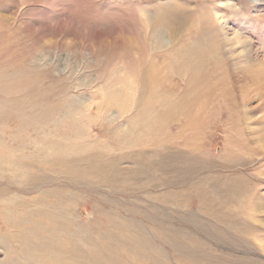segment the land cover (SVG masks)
<instances>
[{
	"label": "rangeland",
	"instance_id": "1",
	"mask_svg": "<svg viewBox=\"0 0 264 264\" xmlns=\"http://www.w3.org/2000/svg\"><path fill=\"white\" fill-rule=\"evenodd\" d=\"M0 76V264H264V0H0Z\"/></svg>",
	"mask_w": 264,
	"mask_h": 264
},
{
	"label": "bare ground",
	"instance_id": "2",
	"mask_svg": "<svg viewBox=\"0 0 264 264\" xmlns=\"http://www.w3.org/2000/svg\"><path fill=\"white\" fill-rule=\"evenodd\" d=\"M193 53L190 55V56H188V58L189 59H191V58H194V60H200V58L196 55V54H194V53H196V52H194V51H192ZM196 57H197V59H196ZM233 75V74H232ZM237 75L239 76V74L237 73ZM261 76V75H260ZM263 76V75H262ZM240 77V76H239ZM0 78H1V76H0ZM260 78H262V77H260ZM231 80V79H230ZM232 81H233V79H232ZM235 81H237V82H239L240 80H239V78H237V79H235ZM10 87V86H9ZM263 87H264V84H263ZM1 96V98H2V95H0ZM6 96V95H5ZM63 108V107H62ZM41 110V109H40ZM9 112V111H8ZM46 112V111H45ZM47 113H48V111H47ZM60 113H62V112H60ZM2 117V116H1ZM0 117V118H1ZM49 117H50V115H49ZM7 118V117H6ZM15 118V117H14ZM4 119H5V116H4ZM52 120V119H51ZM18 122H19V120H17ZM16 121V122H17ZM55 121V120H54ZM30 122V121H29ZM29 122H27V123H29ZM32 122V121H31ZM30 122V123H31ZM29 123V124H30ZM7 124V123H6ZM32 124V123H31ZM11 126V125H10ZM15 126V125H14ZM17 126V125H16ZM33 127H35V126H33ZM44 128V127H43ZM59 128V127H58ZM6 129V128H5ZM33 129V128H32ZM39 130V129H38ZM56 130V129H55ZM15 132V131H14ZM40 132V131H39ZM25 134V133H24ZM39 136V135H38ZM41 136V135H40ZM39 138V137H38ZM43 138V137H42ZM47 138V137H46ZM41 139V138H40ZM16 145V144H15ZM25 159V158H24ZM14 164H16V163H14Z\"/></svg>",
	"mask_w": 264,
	"mask_h": 264
}]
</instances>
